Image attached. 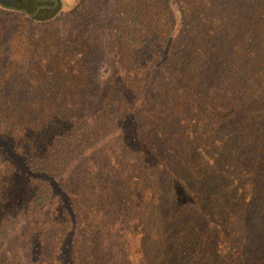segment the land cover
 I'll return each mask as SVG.
<instances>
[{
  "label": "trees",
  "instance_id": "obj_1",
  "mask_svg": "<svg viewBox=\"0 0 264 264\" xmlns=\"http://www.w3.org/2000/svg\"><path fill=\"white\" fill-rule=\"evenodd\" d=\"M53 1L0 0V264H264V0Z\"/></svg>",
  "mask_w": 264,
  "mask_h": 264
},
{
  "label": "rangeland",
  "instance_id": "obj_2",
  "mask_svg": "<svg viewBox=\"0 0 264 264\" xmlns=\"http://www.w3.org/2000/svg\"><path fill=\"white\" fill-rule=\"evenodd\" d=\"M63 10L61 13H66L68 12L70 9H72V7L75 5V3L78 0H60ZM62 14V15H63ZM1 17V16H0ZM3 22L5 24V29H6V42H5V49L6 51H8V54L10 57H12L13 59H19L20 63H22L21 61V51L20 48L18 46V38L20 37H24L25 35H27L29 33V29L27 23H25L23 20L22 21H18L17 19L13 20L11 19L9 16H2ZM24 23V26L22 25V23ZM26 24V25H25ZM78 23L70 21V22H65L62 19L60 21L57 22L56 28L61 29V33L64 35H78L82 28L81 26L77 25ZM17 26V27H16ZM18 30V32H14V30ZM13 31L12 34H10Z\"/></svg>",
  "mask_w": 264,
  "mask_h": 264
},
{
  "label": "water",
  "instance_id": "obj_3",
  "mask_svg": "<svg viewBox=\"0 0 264 264\" xmlns=\"http://www.w3.org/2000/svg\"><path fill=\"white\" fill-rule=\"evenodd\" d=\"M57 6H59L60 5V2L59 1H57V0H54L53 1Z\"/></svg>",
  "mask_w": 264,
  "mask_h": 264
}]
</instances>
